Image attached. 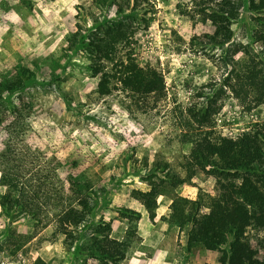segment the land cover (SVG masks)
Returning <instances> with one entry per match:
<instances>
[{
  "label": "rangeland",
  "instance_id": "obj_1",
  "mask_svg": "<svg viewBox=\"0 0 264 264\" xmlns=\"http://www.w3.org/2000/svg\"><path fill=\"white\" fill-rule=\"evenodd\" d=\"M150 2L149 27L136 32V42L128 50L141 66L163 73L161 99H143L125 90L102 96L97 88L101 76H91L87 56L71 49L78 24L88 28L99 18L114 17L118 4L129 11L133 0L101 9L94 0H0V86L20 66L34 73L26 88L6 102L33 105L28 141L53 162L67 186L70 177L91 185L96 208L78 236L103 217L113 223L112 236L122 240L129 225L117 217V208L127 207L141 213V242L121 264H221L230 237L220 250L201 245L188 249V229L180 230L161 217L168 214L176 195L197 199L215 193V179L191 163V145L181 140V132L189 108L204 101L198 93L210 90V83L216 87L225 83L224 54L219 47L192 41L214 32L211 22H204L195 11V0ZM255 18L244 8L233 29L236 41L249 44L263 61L264 45L249 37ZM243 58L242 53L236 55ZM227 90L216 116L217 135L235 138L264 122V106L247 111ZM6 138L0 125V149ZM169 171L188 181L177 188L162 186L152 222L135 191L149 189L145 178L152 172L164 178ZM3 191L0 186V194ZM255 228L252 223L248 226L245 251L262 260L264 231ZM11 232L16 237H8ZM0 242H4L0 264H36L38 259L48 264H99L86 252L75 258L78 245H66L64 236L55 234L54 223L39 230L26 216H6L1 206Z\"/></svg>",
  "mask_w": 264,
  "mask_h": 264
},
{
  "label": "trees",
  "instance_id": "obj_2",
  "mask_svg": "<svg viewBox=\"0 0 264 264\" xmlns=\"http://www.w3.org/2000/svg\"><path fill=\"white\" fill-rule=\"evenodd\" d=\"M118 1L94 3L101 9ZM133 1L129 11L118 4L114 17L99 18L88 28L78 24L71 49L87 56L91 76H101L97 88L102 96L125 90L139 98L161 99L165 92L163 73L141 66L128 50L136 42V32L149 27L153 10L150 0ZM195 7L204 22H211L214 32L194 36L192 41L222 49L228 76L222 86L210 83V90L198 93L204 101L189 108V117L182 122L181 140L191 145V163L215 179V193L199 195L197 199L176 195L161 220L180 230L188 229V249L201 245L208 250H220L230 237L221 264H264V258H252L245 251L248 226L252 223L255 229L264 231V122L254 124L235 138L221 137L214 129L228 88L247 111L264 106V60H258L249 44L237 42L233 29L246 8L256 15L249 37L264 45V0H195ZM239 53L243 54L242 60L236 59ZM33 74L29 67L20 66L17 74L0 86V125L7 136L0 149L2 213L14 219L26 216L39 230L54 223L55 234L64 236L66 245H78L77 259L86 252L88 258L99 264H121L141 242V213L117 208V217L129 225L122 240L112 236L113 223L103 217L78 236L96 208L91 185L70 177L67 186L53 162L44 159L43 153L28 141L33 131V105L6 102L8 96L26 88ZM157 175L152 172L145 178L149 189L135 191L152 222L157 217L162 186L177 188L188 181L171 171L164 178ZM8 237L16 235L11 232ZM80 239L84 241L79 243ZM3 243L0 242L1 248ZM36 264L48 263L38 259Z\"/></svg>",
  "mask_w": 264,
  "mask_h": 264
}]
</instances>
